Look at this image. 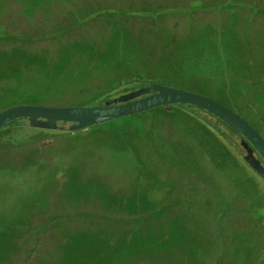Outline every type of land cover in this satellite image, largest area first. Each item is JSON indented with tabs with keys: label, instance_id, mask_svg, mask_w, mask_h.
<instances>
[{
	"label": "rangeland",
	"instance_id": "rangeland-1",
	"mask_svg": "<svg viewBox=\"0 0 264 264\" xmlns=\"http://www.w3.org/2000/svg\"><path fill=\"white\" fill-rule=\"evenodd\" d=\"M150 82L210 96L264 137V0H0V110ZM142 260L264 264V185L206 124L173 104L0 130V264Z\"/></svg>",
	"mask_w": 264,
	"mask_h": 264
},
{
	"label": "water",
	"instance_id": "water-1",
	"mask_svg": "<svg viewBox=\"0 0 264 264\" xmlns=\"http://www.w3.org/2000/svg\"><path fill=\"white\" fill-rule=\"evenodd\" d=\"M183 105V109L203 121L231 150V137L223 130L209 124L193 107L212 114L241 135L245 154H236L264 184V137L242 115L210 96L183 88L150 82L147 85L108 98L103 105H50L17 103L0 110V130L16 125L20 118L27 119L30 127L74 132L86 127L112 121L144 111L165 106ZM15 122V123H12ZM59 122L67 126L58 125Z\"/></svg>",
	"mask_w": 264,
	"mask_h": 264
},
{
	"label": "trees",
	"instance_id": "trees-1",
	"mask_svg": "<svg viewBox=\"0 0 264 264\" xmlns=\"http://www.w3.org/2000/svg\"><path fill=\"white\" fill-rule=\"evenodd\" d=\"M144 85H147V83H129V84H126V85H123L119 88H117L115 90V93L113 94H107L106 96H104L103 98H101L99 100L98 103L96 104H91V105H103L105 103V101L108 99V98H111L113 97L115 94H118L120 92H126V91H129V90H132V89H135L139 86H144ZM179 106H182L184 107L183 105H179ZM193 111H196L198 115H202L203 119L205 121H207L209 124H212V125H216L217 127L221 128L223 130V133L225 134V136H230L233 138V136L235 138H241V135L238 134L237 132H235L231 127H229L227 124H225L223 121H221L220 119L216 118L215 116H213L212 114L206 112L205 110H200L196 107H193L192 109ZM189 113V112H188ZM192 115V114H191ZM194 116V115H193ZM196 117V116H195ZM199 119V118H198ZM200 120V119H199ZM16 122V125H13V126H9V127H14V126H26L27 125V119L26 118H20L18 119ZM15 122H12V123H15ZM203 122V121H202ZM204 123V122H203ZM205 124V123H204ZM58 125H63V126H67L66 123H63V122H59ZM207 126V125H206ZM208 127V126H207ZM6 128V127H5ZM209 128V127H208ZM214 133V132H213ZM215 134V133H214ZM216 135V134H215ZM218 137V136H217ZM219 138V137H218ZM222 141V140H221Z\"/></svg>",
	"mask_w": 264,
	"mask_h": 264
},
{
	"label": "flooded vegetation",
	"instance_id": "flooded-vegetation-1",
	"mask_svg": "<svg viewBox=\"0 0 264 264\" xmlns=\"http://www.w3.org/2000/svg\"><path fill=\"white\" fill-rule=\"evenodd\" d=\"M120 93H122V92H120ZM120 93H118V94H115L114 96H117V95H119ZM113 96V97H114ZM241 139H242V137L240 138H235L234 136H233V138L231 137V144L233 145V149L237 152V153H240L241 155H243V154H245V150H244V148L242 147V145H241V143H240V141H241ZM232 149V151L234 152V154L239 158V160L241 161V159H240V157L236 154V152L234 151ZM242 162V161H241ZM243 163V162H242ZM244 164V163H243ZM245 165V164H244ZM246 166V165H245ZM247 167V166H246ZM248 168V167H247ZM249 169V168H248ZM250 170V169H249ZM254 175H255V173L252 171V170H250ZM259 179V178H258ZM260 180V179H259ZM263 184V183H262ZM264 185V184H263Z\"/></svg>",
	"mask_w": 264,
	"mask_h": 264
},
{
	"label": "crops",
	"instance_id": "crops-1",
	"mask_svg": "<svg viewBox=\"0 0 264 264\" xmlns=\"http://www.w3.org/2000/svg\"><path fill=\"white\" fill-rule=\"evenodd\" d=\"M156 108H158V107H156ZM156 108H153V109H156ZM150 110H152V109H150ZM147 111H149V110H147ZM145 112V111H144ZM119 181H121V180H119ZM118 181V182H119ZM132 181H134V183H137V184H139L140 183V179H138V178H133V180ZM111 184H112V182H111ZM139 196V195H138ZM137 196V194H135V193H133V195H131V198L133 199V204L131 205L132 207H134V209H136V208H139V207H137V201L139 200V198H137L138 197ZM136 211H137V213H139L138 211H140V209H136ZM138 215V214H137ZM148 263V261L146 260L145 261V264H147ZM137 264H144V262H143V260L141 261V263L140 262H138Z\"/></svg>",
	"mask_w": 264,
	"mask_h": 264
}]
</instances>
